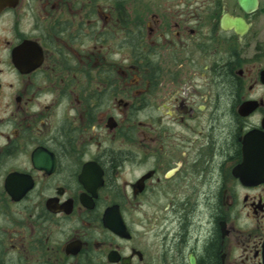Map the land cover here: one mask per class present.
<instances>
[{
	"label": "flooded vegetation",
	"instance_id": "af4514ba",
	"mask_svg": "<svg viewBox=\"0 0 264 264\" xmlns=\"http://www.w3.org/2000/svg\"><path fill=\"white\" fill-rule=\"evenodd\" d=\"M0 264H264V0H0Z\"/></svg>",
	"mask_w": 264,
	"mask_h": 264
},
{
	"label": "water",
	"instance_id": "95a60500",
	"mask_svg": "<svg viewBox=\"0 0 264 264\" xmlns=\"http://www.w3.org/2000/svg\"><path fill=\"white\" fill-rule=\"evenodd\" d=\"M242 3L249 4V6L256 5L257 0H242Z\"/></svg>",
	"mask_w": 264,
	"mask_h": 264
}]
</instances>
